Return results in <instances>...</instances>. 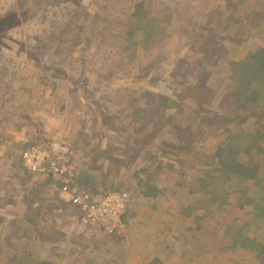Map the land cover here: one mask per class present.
I'll return each instance as SVG.
<instances>
[{"label":"rangeland","instance_id":"obj_1","mask_svg":"<svg viewBox=\"0 0 264 264\" xmlns=\"http://www.w3.org/2000/svg\"><path fill=\"white\" fill-rule=\"evenodd\" d=\"M79 1L90 11L95 5L94 0ZM97 1L107 7L99 14L100 24L95 22L97 28H94L91 22V14L85 17L80 7L78 11L81 13L77 12V14L66 10V13H59V6H54L50 11L47 8L44 15L30 21L26 26L14 25L10 22L13 26L8 29V35L24 42L34 39L35 49L39 55L45 53L49 47L53 49L52 54L44 57L45 60L40 59L42 65H51L53 68L62 65L63 71L73 74L80 82L83 80L85 82L79 87L81 93L77 91L75 94L76 89L70 91L66 87H61L55 90L51 100L45 98L50 92H42L43 86L40 83L42 72L37 71L38 68H33L30 64L29 69L26 62L20 61L21 57L16 59L20 63L15 67L8 65L6 53L9 49L4 47V51L2 50L4 54L0 56V136H3V140L12 137L22 141L39 138L37 141L42 142L54 138L53 135H63L68 131L76 134L72 126L67 128L68 121L79 123L87 118L85 111H89L88 115L94 116L93 126L83 130L80 135L86 134L89 137L93 134L89 137L91 139L100 137L99 139L102 140L100 145L104 146L107 143L104 135L108 131H113L114 134L119 135L118 142L115 143L121 148L122 160L117 164L121 170H110L100 166L99 179L104 180L108 177L120 181L126 178L128 173H133L135 167L140 166V171H144L147 177L150 179L159 177L164 182L169 175V168L174 166L181 169V174L178 175L175 171L174 177L172 179L167 177L165 183L174 181L184 186L187 180L199 173L197 168L199 165L191 162L195 157L186 154L177 133H183L192 126V131L200 135L197 145L194 146L197 151L203 152L211 147L210 145L222 132L219 125L225 119L228 120V116L234 112L229 101L232 83L228 79V71H224L223 68L228 58L237 54L239 50L258 49L259 43H264V0H183L178 9L172 11L168 9L170 6L167 8L158 6L156 15L163 29L162 36L158 38L155 46L136 54L117 51L120 48L118 42L122 38L120 34L123 22L127 20L126 11L119 8L122 6L121 0ZM31 4L32 0H0V14L12 9L14 12H19L21 6H23L22 11L29 10ZM227 16L239 17L243 22L226 29L215 25L216 19H225ZM249 18L256 19L258 24L247 26ZM81 22H83L82 26L78 27ZM66 25L67 28L62 30ZM86 29L91 30L94 37L90 47L84 51V62H65V64L52 62L60 47L66 46L67 50L74 41L77 42L74 35L76 33L82 35ZM247 33H251V36ZM51 35L58 40L57 44L50 42L53 40ZM43 45H46L44 49ZM207 50L209 55L219 56L218 65H214V59L211 62L203 60L202 55ZM7 68L9 70H6ZM10 70L14 73L10 74ZM185 88H190V92ZM13 91H18L16 97H10ZM184 93L191 94L180 97V94ZM18 94L23 95V98ZM166 98L174 103L164 104ZM22 104L35 120L23 119L24 125L20 130H16V127L6 125L4 121L11 118L14 123L17 117L13 114L17 111L15 107H21ZM77 104H80L79 108ZM10 106L14 109H9ZM97 106L100 107L97 109ZM137 107L144 111V116L134 120L132 111ZM46 109L50 113L54 110L60 111L58 113L60 122L47 118L43 123L37 120L36 115L47 117ZM78 111L82 114L78 115ZM206 113L207 118L200 120V116ZM212 119H216L218 124L213 125ZM199 121H204L208 129L196 126ZM240 122L237 121L235 125ZM11 128L13 132L9 133L8 130ZM133 148H142L143 153L150 152L155 156L145 161L137 159L131 152ZM165 153L169 154L165 155ZM10 161H12L10 153L0 154V264H7L10 261L14 256V249L17 253L26 249L25 252L33 256L38 253L47 256L49 253L51 259H54L52 260L54 264H66L64 259L61 260L64 254L73 255L75 258L86 256L87 251L91 252V250L99 260L107 258L110 264H137V262L143 264L144 258H138L137 254H133L129 261H125L120 256L127 251L126 243L119 244L120 250L116 247H114L116 249H108L101 241L90 240L93 244H90L89 248L84 243H80L81 240L85 243L88 241H85V238L78 240L76 223H73L74 227L67 228V225L60 227L67 219L65 209H62V214L59 212L62 206L59 201H54L55 209L46 217L43 213L47 225L44 226L46 228L41 233L39 242H35L38 239L29 237L30 230L26 229L23 223L26 209L18 210L14 207L21 199L20 192H24L28 184L24 187L19 185L21 181L18 173L14 171L13 163ZM158 164L163 167L155 169ZM192 166H196L195 170ZM22 172L29 178L33 177L25 169L21 170ZM59 193L64 196V193ZM170 198H173L172 194ZM244 201L245 198L235 200L230 211L219 216L218 223L209 222L202 207L196 210L195 214L199 216L196 225L194 226L192 218L188 219L191 222L190 226H194L195 229L189 236L191 241L186 245L182 244L181 240L184 238L178 234L177 228L180 226L168 229L166 222L162 223V220L171 218L166 214L173 210L170 206L146 213L147 223L141 228L148 235L164 230L163 227L168 229V237H174L172 245L180 247L181 252L186 255V259L177 264H264V256L257 258V252L251 248L238 255L221 252L225 245L224 241L228 240V234L231 235L236 229L246 228L242 216L248 217L247 209L236 211ZM48 206L47 201L43 203V208L46 209ZM64 206L68 212L72 210L78 212L71 218V221L75 222L74 217L80 216L78 208L71 207L67 199ZM250 217L251 215L248 218ZM54 219L55 223L52 224L51 221ZM69 234L77 242L71 243L68 239ZM261 235L262 229H255L253 237L257 238ZM137 245L141 248L144 244L137 240ZM133 250L134 247L129 249V251Z\"/></svg>","mask_w":264,"mask_h":264},{"label":"trees","instance_id":"obj_2","mask_svg":"<svg viewBox=\"0 0 264 264\" xmlns=\"http://www.w3.org/2000/svg\"><path fill=\"white\" fill-rule=\"evenodd\" d=\"M114 1L116 0H111L110 2ZM94 2L95 5L91 8V11L83 7L79 0H32V6L29 10L22 11L23 6H21L19 12H14L13 9L4 11L0 14V56L4 54L2 50L4 51V47H6L9 49L6 53L8 65L15 67L20 63L16 59L21 57L20 61L26 62L29 69V64L33 68H38L37 71L42 72L40 79V83L43 86L42 92H50L48 97L45 98L51 100L54 97L55 90L61 87H66L70 91L76 89L75 94L77 91L81 93L79 87L85 80L80 82L73 74L66 73L63 71L62 65L59 68H53L51 65L44 66L40 63L41 58L44 59V57H48L49 54L53 53L51 47L45 53L39 55L35 49L34 39L24 42L8 35L7 31L13 26L10 22H13L14 25L26 26L30 21L44 15L47 8L50 11L54 6L60 7L59 13H66V10L69 13L75 14L83 11L85 17L91 14V22L94 28H97L95 22L100 24L99 14L107 7L97 0H94ZM182 2L183 0H155L154 2L149 0H121L120 4L122 6L119 8L126 11L127 20L123 22L122 33L120 34L122 38L118 42L120 48L117 51L136 54L139 51L155 46L163 31L162 26L157 20V7L167 8V6H170L168 9L171 11L173 9L177 10ZM109 5L111 6L112 3ZM78 7H80L81 11H78ZM52 13L54 14L55 12ZM250 18L247 21V26L249 24H258L256 19ZM83 20L85 21V19ZM242 22L243 19L239 17L227 16L225 19H216L215 25L226 29L231 25ZM82 23H79L78 27H81ZM66 28L67 25L62 30ZM182 31L184 32V30ZM247 34L251 36V33ZM50 37L53 39L50 42L57 44L58 40L55 36L51 35ZM93 37L94 33L92 34V31L89 29L84 30L82 35L76 33L74 38L77 39V42L75 43L74 41L67 50L66 46L60 47L55 54V60L52 62H55V64L84 62V51L90 47ZM45 46H42L43 49ZM208 55L209 50L202 55L203 60L211 62L214 59V65L219 64L218 55L215 57ZM223 69L224 71H228V79L232 83L229 101L234 112L228 116V120L225 119L219 125L222 132L217 136L215 142L210 145L211 147H208L207 151L199 152L195 148L194 144L197 145V141H199L197 139L200 138V135L192 131V126L183 133H177V136L182 140L181 143L186 150V154L189 157H195L191 159V162L194 165H199L197 167L199 173L194 174L187 180L184 186L174 181H169L168 184L165 183L168 178L172 179L174 177L173 173L175 171L178 175L181 174V169L174 166L169 168L168 178L166 177L164 182L159 177L150 179V177L145 175L144 171H140V166L135 167L133 173H128V176L120 181L108 177H105L104 180L99 179L98 176H101V173L98 171V168L100 166L110 170H121L120 166L117 165L122 160L120 156L121 148L115 143L118 142L119 135L114 134L113 131H108L104 135L107 141L104 146L100 145L102 142L99 139L100 137L91 139L89 137L93 134L91 136L88 135L89 137L86 134L80 135L83 130L93 126L94 116L92 114L88 115L87 112L89 111H85L87 118L79 123L68 121L67 128L72 126L76 134L68 131L64 132L63 135H53L54 138L47 139L48 141L58 140L69 145L72 149V162L75 165L76 172L71 180L66 176H56L48 172L33 176L32 178L27 177L23 172L21 173V170L24 169L21 164V152L26 146L37 143L39 138L22 141L15 137L3 140V136H0V154L10 153V157L12 158L10 163H13L12 168L14 171H17L21 181L19 185L24 187L28 184V188L26 187L27 189L24 192H20L21 199L14 207L18 210L26 209V213L23 215V223L25 228L30 230L29 237H34L38 239L35 242H39L40 235L46 228L44 226L47 225V219L44 221L43 213L46 217L50 211L55 209L54 201H59L62 204L59 212L62 214V209H65V218L67 219L61 223L60 227H65L66 225L68 226L67 228L69 226L74 227L73 223H76L75 231L79 232L77 238L78 240L79 238H85V241H88L87 243L84 240L79 242L84 243L87 248L90 247V244H93L92 242L101 241L104 247H108V249L116 247L120 250L119 244L126 243L125 248L127 251L120 255L125 261H129L133 254H137L138 258H144L143 264H177L182 263L186 259V255L181 252L180 247L172 245L174 237H168V229L180 226V228H177L178 234L184 238L181 240L182 244L186 245L187 242L191 241L189 236L193 234V230L195 229L193 227L196 225L199 217L195 214L196 210L202 207L205 211L204 215L208 217V221L218 223L219 216L228 213L234 206L235 200L245 198L242 206L236 211L241 212L247 209L248 217L250 215L251 217L242 216L246 228L236 229L231 235L228 234V240L224 241L225 245L221 249V252L228 255H238L251 248L257 252V258L263 257L264 43H259L258 49L243 48L241 51L239 50L237 54L228 58ZM6 70H9V68ZM10 71V74L14 73V71ZM97 85L99 86L100 84ZM185 90L190 92V88H185ZM17 93L18 91H13L10 97H16ZM190 94H180V97L189 96ZM19 96L23 98V95ZM169 103L173 104L174 102L166 98L164 104ZM79 106L80 104H77L78 108ZM99 107L97 106V109ZM15 108H17V111L13 114L17 115V117L14 123H12L13 120L10 118L4 121L6 125L10 124L16 127V130H20L22 125H24L23 119L35 120L34 116L26 111L25 105L22 104L21 107L17 106ZM9 109L12 110L14 107L10 106ZM45 112L48 113L47 117L36 115L37 120L41 123L46 118L47 120L60 122V117L58 116L60 111L54 110L50 113L46 109ZM77 114L81 115L82 112L78 111ZM132 115L134 120L143 118L144 111L137 107L132 111ZM203 118H207V113L200 116V120ZM237 121L241 122L235 125ZM204 123V121H199L196 123V126L208 129ZM212 123L213 125L218 124L216 119H212ZM94 128H96L95 123ZM8 132H13L12 128ZM27 136H30V134H27ZM101 147L103 148L101 149ZM131 152L133 157L142 159L143 161L155 156L150 152L143 153L142 148H133ZM168 154L165 153V155ZM162 167L161 164H158L155 166V169ZM195 168L196 166H192V169L195 170ZM118 181L119 183H116ZM61 185H75L77 188H83L90 194L91 198L95 199L112 191H124L128 193L131 201L122 216V231L120 233L111 232L110 234L95 231L82 222L83 212L80 209H78L80 216L74 217L73 220L75 222H72L71 218L78 212L74 210L68 212L65 208L66 197L59 193L60 188H58ZM170 194L173 195L172 199L170 198ZM46 201L49 203V206L45 209L43 208V203ZM27 203L31 206H28ZM166 206H170L173 209L166 213L171 218L162 220V223L166 222L168 229L163 227L164 230L157 231L154 235L144 233L141 227L147 223L146 213L154 212ZM189 218H192L193 227L190 226L191 222L188 221ZM15 222L13 221V223ZM261 222H263L262 225ZM51 223L54 224L55 219ZM183 223L185 224L183 225ZM241 227L243 228V226ZM257 228L262 229V235L255 238L253 235ZM68 239L71 243L77 242L71 234H69ZM137 240L139 243L143 242L144 245L141 248L137 245ZM133 247L134 250L129 251ZM25 250L17 253V250L14 249V256L7 264H54L52 262L54 259H51V254L49 253L47 256L41 253L33 256L31 253L25 252ZM92 252L93 250L91 252L87 251L86 256H76L75 258L73 255L64 254L61 260L64 259L66 264L72 262L73 264H110L107 258L99 260L97 255ZM152 254L153 256H151ZM137 264L139 263L137 262Z\"/></svg>","mask_w":264,"mask_h":264},{"label":"built area","instance_id":"obj_3","mask_svg":"<svg viewBox=\"0 0 264 264\" xmlns=\"http://www.w3.org/2000/svg\"><path fill=\"white\" fill-rule=\"evenodd\" d=\"M72 149L58 140L42 141L26 146L21 152V164L29 175L51 173L71 180L76 172L72 162ZM60 191L73 207L83 212L82 222L97 232L110 234L121 226L127 195L111 193L93 203L87 191L75 185H61Z\"/></svg>","mask_w":264,"mask_h":264},{"label":"clouds","instance_id":"obj_4","mask_svg":"<svg viewBox=\"0 0 264 264\" xmlns=\"http://www.w3.org/2000/svg\"><path fill=\"white\" fill-rule=\"evenodd\" d=\"M59 192H61L60 190H59ZM111 193H122V194H126L127 195V203H126V207H125V211H124V213L126 212V210H127V208H128V205H129V203H130V201H131V197L129 196V194L128 193H126V192H124V191H112V192H108L107 194H105V195H103V196H101V197H98L97 199H95V198H91V201L93 202V203H98L103 197H105V196H107L108 194H111ZM90 195V194H89ZM65 196V195H64ZM66 197V199H67V201L69 202V200H68V197L67 196H65ZM91 197V196H90ZM70 203V202H69ZM70 205H71V203H70ZM71 207H73L72 205H71ZM124 213H123V215H124ZM122 215V216H123ZM121 225L123 226V224H122V217H121ZM91 228V227H90ZM93 229V228H92ZM122 229H123V227H121V226H119L114 232H121L122 231ZM102 233H105V234H108V233H106V232H102Z\"/></svg>","mask_w":264,"mask_h":264}]
</instances>
